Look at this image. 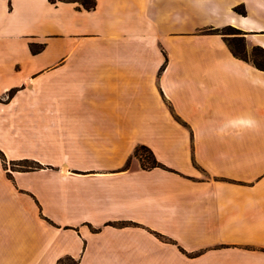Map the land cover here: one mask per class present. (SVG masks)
Listing matches in <instances>:
<instances>
[{"label": "crops", "instance_id": "obj_1", "mask_svg": "<svg viewBox=\"0 0 264 264\" xmlns=\"http://www.w3.org/2000/svg\"><path fill=\"white\" fill-rule=\"evenodd\" d=\"M226 26L264 48V0H0V264H264V71Z\"/></svg>", "mask_w": 264, "mask_h": 264}, {"label": "trees", "instance_id": "obj_2", "mask_svg": "<svg viewBox=\"0 0 264 264\" xmlns=\"http://www.w3.org/2000/svg\"><path fill=\"white\" fill-rule=\"evenodd\" d=\"M52 3H55L56 0H49ZM69 2H77L79 3L80 7H83L86 10H93L96 7V0H66ZM234 10L237 13L246 14V9L244 6H236ZM205 32H212V33H219L222 34L224 40L226 41L229 50L231 53L239 59L250 61L254 64V66L260 70L264 71V48L261 46H254L251 50V56L248 52L247 45H246V39L244 37V32L232 27V26H226L222 29H211L208 28L205 30ZM231 33L239 34L236 36H231ZM44 48L43 44H36V43H30V49L31 51L36 54L39 53ZM166 66V62L163 64L161 70H163ZM14 91H10L8 93V98H11L13 96ZM135 156L139 159L141 166L144 169H151V168H163L168 169L166 165H164L162 162H160L157 157L155 156L154 152L145 145H140L135 150ZM0 158L3 162L4 167L8 168V163L5 154L0 150ZM149 164L147 165V163ZM12 170H21V171H31L41 168V165L36 162L29 159H24L20 161H12L11 162ZM11 175V173H9ZM60 262H63L62 260ZM70 264H76V261H72Z\"/></svg>", "mask_w": 264, "mask_h": 264}, {"label": "rangeland", "instance_id": "obj_3", "mask_svg": "<svg viewBox=\"0 0 264 264\" xmlns=\"http://www.w3.org/2000/svg\"><path fill=\"white\" fill-rule=\"evenodd\" d=\"M231 36H236V35H238L239 36V34H236V33H231L230 34ZM249 53H250V56H251V50L250 51H248ZM47 122H48V124H50V120L48 119L47 120ZM149 164V162L147 163V165ZM130 165V163H128V166Z\"/></svg>", "mask_w": 264, "mask_h": 264}]
</instances>
